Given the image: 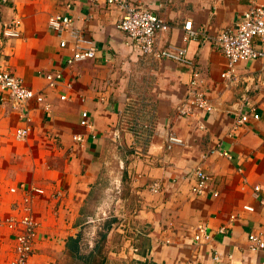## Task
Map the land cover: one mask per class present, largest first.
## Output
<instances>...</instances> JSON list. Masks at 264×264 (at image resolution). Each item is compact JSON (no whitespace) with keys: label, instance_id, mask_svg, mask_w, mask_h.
I'll return each mask as SVG.
<instances>
[{"label":"crops","instance_id":"0c3cea01","mask_svg":"<svg viewBox=\"0 0 264 264\" xmlns=\"http://www.w3.org/2000/svg\"><path fill=\"white\" fill-rule=\"evenodd\" d=\"M134 1L169 25L156 47L184 45L193 65L143 53L116 27L117 7L0 0V29L21 20L19 35L0 45V69L50 103L46 110L31 100L22 111L0 88V216L19 215L28 203L38 220L26 264H264V248L253 250L248 240L250 233L264 236V59L237 64L236 77L248 76L250 89L242 100L246 81L222 76L228 59L210 40L233 27L248 0ZM57 13L93 39V58L66 64L72 40L47 24ZM189 20L198 35L187 40ZM192 69L214 109L180 115ZM55 71L63 77L51 88L46 74ZM83 110L92 129L80 123ZM240 113L248 120L236 126ZM24 127L28 135L19 140L15 132ZM169 134L182 142L169 145ZM196 167L209 176L199 195L191 191ZM120 185L121 195L109 193ZM201 227L210 238L195 239ZM14 234L0 226V264L14 256Z\"/></svg>","mask_w":264,"mask_h":264},{"label":"built area","instance_id":"2783aa9c","mask_svg":"<svg viewBox=\"0 0 264 264\" xmlns=\"http://www.w3.org/2000/svg\"><path fill=\"white\" fill-rule=\"evenodd\" d=\"M93 5L104 4L108 7H117L121 11V15L116 22V27L124 31L130 40L137 44L143 53H151L157 58L171 59L183 64L193 65V60L188 56L187 48L184 45L168 44L162 49H158L157 38L158 34L166 31L169 28L168 23L151 9L143 6L134 0H86ZM248 8L241 13L235 20L232 28L219 31L215 36H211V43L215 48L223 51L228 59L227 69L222 73L224 78L232 82H240L244 84V91L241 94V99L246 100L249 95V87L247 84L248 76L238 78L235 71L237 64L243 60L264 59V48H258L256 39L264 43V0H248ZM21 20L15 16L9 22L2 24L0 29V45H2L5 37H16L19 35ZM47 24L53 31L62 34L66 33L72 40V54L67 58L66 64L73 65L76 62L89 60L96 53V46L92 38L83 33L76 25L73 18L66 14H51L48 17ZM185 33L184 38L189 40L197 38L198 31L192 26L191 21H186L183 26ZM204 37H208L203 34ZM67 40L62 38L59 45L64 47ZM191 78L188 81L187 93L185 99L186 107L179 109L180 115L194 113L195 110L212 111L214 106L205 92V88L201 82L199 72L192 69ZM61 71L50 72L46 74V80L49 87L54 88L59 81L62 80ZM0 88L6 91L13 107L25 111L26 104L34 100L43 104L47 110L50 108V103L45 101L44 94L29 88L21 78L17 77L10 71L0 69ZM65 98V96H61ZM249 114L240 113L236 120V126H239L248 120ZM83 126L93 128L92 122L89 120L88 112H81V121ZM29 128H18L15 132V137L22 140L27 137ZM74 140L82 141L83 137L76 134ZM119 139L118 130L115 132V140ZM168 144L181 143L182 140L176 136L169 134L167 136ZM222 154L230 157L227 152ZM193 183L191 191L197 195L202 194L207 188L209 176L201 168L196 167L192 172ZM154 191L159 190V185L154 184ZM254 193L258 195L260 186L254 185ZM15 191V188L11 189ZM29 191L44 194V189L40 187H31ZM243 209L253 211L251 205H243ZM235 214L231 215L233 219ZM94 219L88 218V222ZM38 220L33 215L30 206L25 204L21 213L11 214L9 216H0V226H6L10 230H15L14 234V256L10 264H26L30 255L33 252V243L38 227ZM224 231V227L219 229ZM210 238V234L203 228L195 235V239ZM251 249L264 248V236L260 234L250 233L248 235ZM130 251L137 253V248L134 245L130 246ZM126 261L128 259L126 257ZM130 264V260H129Z\"/></svg>","mask_w":264,"mask_h":264},{"label":"rangeland","instance_id":"374dc122","mask_svg":"<svg viewBox=\"0 0 264 264\" xmlns=\"http://www.w3.org/2000/svg\"><path fill=\"white\" fill-rule=\"evenodd\" d=\"M116 184H120V183H116ZM121 189V185H120V187H118V190H117V188L115 189L114 187H113V191H109V193L110 192H112V194L113 195H121V191H119ZM116 191H119V192H116ZM109 206H111V204H109ZM113 213V212H112ZM110 218V219H109ZM115 218V216H112V217H108L106 220H105V222L106 221H112L113 219ZM117 220V219H116ZM91 223H88V225H90ZM103 231V230H102ZM99 238V237H98ZM92 239V238H91ZM93 242V241H92ZM92 242H90V244L92 243ZM88 245H89V243H88Z\"/></svg>","mask_w":264,"mask_h":264},{"label":"trees","instance_id":"16d2710c","mask_svg":"<svg viewBox=\"0 0 264 264\" xmlns=\"http://www.w3.org/2000/svg\"><path fill=\"white\" fill-rule=\"evenodd\" d=\"M90 255H92V254H90ZM90 255L87 258H85L84 260L88 262Z\"/></svg>","mask_w":264,"mask_h":264}]
</instances>
